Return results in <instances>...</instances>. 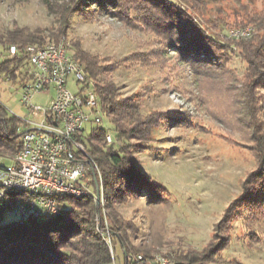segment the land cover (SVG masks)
I'll use <instances>...</instances> for the list:
<instances>
[{"label": "trees", "instance_id": "16d2710c", "mask_svg": "<svg viewBox=\"0 0 264 264\" xmlns=\"http://www.w3.org/2000/svg\"><path fill=\"white\" fill-rule=\"evenodd\" d=\"M92 4L107 6L122 17L134 13L145 28L155 31L161 44L149 52H131L119 62L109 61V64L79 46L75 48L73 55L91 81L108 122L107 129L113 135L112 142H107L106 129L102 126L76 135L100 172L103 202L97 203L89 195H62L57 197L60 206L57 214L40 211L37 215L28 214L23 220L0 223V264H139L133 254L137 250L127 235L132 223L121 215L116 205L141 194L149 203L162 200L164 187L141 169L134 154L147 148L153 127L165 121L187 122L178 112L142 114L137 95L121 96L115 84L101 75L120 64L159 65L164 47H174L179 58L190 61L194 70L200 66L221 69L230 60L233 50L244 63L242 76L230 79V75L226 83V89L231 81L240 83L233 99L224 95L222 101L214 99L206 103L211 116L222 117L232 131H240V139H234L232 131L225 138L231 144L247 148L254 156V166L241 178L239 194L223 209L213 225L210 239L200 249L177 251L174 264L213 262L230 243L237 221L264 220V93L260 92L264 89V6L256 11L236 13L231 27L250 25L253 30L248 37L225 40L218 31L207 33V28L216 29L217 19L206 16L204 0H69L55 9L60 25L57 33L50 35L52 41L65 33L73 14ZM44 40L45 36L39 31L23 27L0 33L3 50H0L3 53L0 75L22 84L27 78L26 59L21 55L6 58L8 46L44 44ZM214 79L211 77V85L205 93L210 99L214 96L211 89ZM20 121L15 115H8L0 105V153L12 154L19 148ZM9 197L16 204L24 201L26 194L10 193ZM6 208L11 207L0 206V215ZM144 254L151 257L148 252Z\"/></svg>", "mask_w": 264, "mask_h": 264}, {"label": "rangeland", "instance_id": "374dc122", "mask_svg": "<svg viewBox=\"0 0 264 264\" xmlns=\"http://www.w3.org/2000/svg\"><path fill=\"white\" fill-rule=\"evenodd\" d=\"M67 1L0 0V33L23 27L39 31L45 36L43 43L53 42L50 35L57 33L60 25L55 9ZM204 1L206 16L217 19L216 29L207 28V33L218 31L220 38L225 36V40H233L228 31L235 28L231 25L236 13L256 11L264 6V0ZM134 15L122 17L107 6L92 4L71 16L65 33L58 40L64 38L72 54L79 46L108 64L119 62L131 52H149L160 46L155 31L145 28L143 21ZM244 27L252 28L250 25ZM164 48L159 65L120 64L101 77L112 81L121 96L137 95L142 114L178 112L186 118V124L165 121L153 127L147 148L134 154L141 169L164 187L162 200L149 203L141 194L116 205L121 215L132 223L127 235L137 250L133 252L135 257L145 252L150 256L161 253L175 261L177 251L200 249L210 239L214 223L228 202L239 194L240 180L246 170L254 166L255 159L247 148L226 140L225 136L232 131L230 126L221 120L222 117H213L207 110L206 102L210 100L222 101L224 95L233 99L240 83L230 80L228 91V77H241L244 70L237 51L231 52L230 60L221 69L200 66L194 70L190 61L179 58L174 47ZM0 50L3 52L2 48ZM1 51L0 61L3 59ZM211 77L215 78L212 99L205 94ZM68 86L77 91L72 76ZM260 92L264 93V89ZM53 94V89L36 93L31 102L47 106ZM20 96L19 80L0 75V105L7 114L36 119L37 113L24 106ZM22 119L19 129L27 127ZM95 126L94 122L87 123L83 133ZM102 126L108 128L104 117ZM231 136L240 139V131H232ZM102 209L105 208L102 206ZM16 219L18 216L12 208H6L0 215V223ZM231 234L230 243L219 257L206 264H264V220L240 219ZM116 251L118 255V246Z\"/></svg>", "mask_w": 264, "mask_h": 264}, {"label": "built area", "instance_id": "2783aa9c", "mask_svg": "<svg viewBox=\"0 0 264 264\" xmlns=\"http://www.w3.org/2000/svg\"><path fill=\"white\" fill-rule=\"evenodd\" d=\"M250 27H235L228 36L248 37ZM23 56L26 59V79L21 87L20 101L37 113L36 119H22L27 126L19 136L20 146L12 154L0 153V206L11 207L20 220L40 211L57 214L58 196H92L103 202L100 172L76 135L85 125L94 122L102 126L103 114L96 91L82 64L69 51L64 38L44 44L19 46L10 44L6 58ZM75 80L72 91L69 77ZM54 90L47 106L33 105L36 93ZM103 127V126H102ZM105 128V127H104ZM107 129V128H105ZM106 141L113 135L106 130ZM92 173V174H91ZM99 186V198L94 189ZM24 192V201L14 204L10 193ZM139 264H174L171 256L157 253L150 258L138 254Z\"/></svg>", "mask_w": 264, "mask_h": 264}, {"label": "water", "instance_id": "95a60500", "mask_svg": "<svg viewBox=\"0 0 264 264\" xmlns=\"http://www.w3.org/2000/svg\"><path fill=\"white\" fill-rule=\"evenodd\" d=\"M95 185H96V196H97V199L99 198V186H98V183L95 181Z\"/></svg>", "mask_w": 264, "mask_h": 264}, {"label": "crops", "instance_id": "0c3cea01", "mask_svg": "<svg viewBox=\"0 0 264 264\" xmlns=\"http://www.w3.org/2000/svg\"><path fill=\"white\" fill-rule=\"evenodd\" d=\"M50 90V89H49Z\"/></svg>", "mask_w": 264, "mask_h": 264}]
</instances>
